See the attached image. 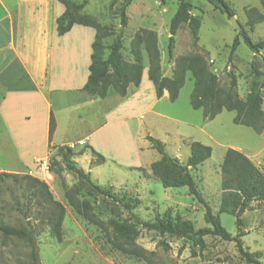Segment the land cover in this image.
I'll list each match as a JSON object with an SVG mask.
<instances>
[{
  "label": "rangeland",
  "instance_id": "rangeland-1",
  "mask_svg": "<svg viewBox=\"0 0 264 264\" xmlns=\"http://www.w3.org/2000/svg\"><path fill=\"white\" fill-rule=\"evenodd\" d=\"M69 1L78 4L82 0ZM87 1L82 13L92 18L98 25L112 28L113 35L103 40L105 47L112 45L116 35L121 32L120 56L123 61L133 60L130 43L136 31L149 29L157 35L163 76L172 75L175 58L201 54L204 55L212 73L218 77V83L223 89L229 88L230 74L233 73L236 78V91L241 99H244L253 84L262 80L257 72H263L264 51H260L259 54L252 53L244 44L240 32L231 25L230 19L215 10L206 0H188L191 5L190 20L195 19L199 22L198 38L195 39L192 34L190 20L183 22L174 35L170 55L168 27L180 0H132L125 9L127 16L125 27L120 25V8L126 0ZM224 1L234 11L233 17L251 40L263 41L264 21L256 24L250 32L246 10L255 8L264 15V0ZM236 36L239 38V45L230 60V46ZM108 51L107 48L104 50V56ZM140 56L143 71H148L149 60L144 44L140 45ZM192 88L193 79L187 72L178 99L173 103L169 102L165 95L164 99L154 101L152 106L153 100L148 91L142 94V105L138 107L140 115L137 114V110L131 111L129 108L121 111L120 115L115 113L109 116L107 111V124L100 135L102 137L94 139L105 163L94 170L91 180L103 188L111 187V192L119 198L124 195L130 198L137 197L140 204L134 210L127 211L119 204H112L102 197H89L86 194L87 190L81 188V199L91 202L99 219L139 220L151 223L156 215H162L167 209H171L173 218L179 216L192 221L195 230L208 226L203 219V206L188 195L186 187L164 188L151 174L149 166L159 159V154L151 149L145 140L147 134L161 141L166 152L182 164H185L189 157L190 142L196 141L210 147V158L195 170H191V175L198 192L210 206L213 214L218 212L221 204L220 164L228 148L237 147L246 152V155L258 162L264 174V130L257 134L251 128L235 125L232 121L235 113L225 110L211 121L204 120L202 110H193L190 106L189 96ZM114 94L110 89L107 96ZM83 148L84 146L80 144L73 148L75 155L72 159L80 168L89 166L83 160V154L89 152L88 149H84L82 155L77 154ZM54 159L60 160L51 149L49 155L36 161L35 166L27 171V174L43 181L52 199L64 207L61 242L51 237L45 222H41L45 211L43 200L38 193L31 196L25 188V182L15 183L12 179H7L6 184L0 187V223L33 229L37 234L35 241L39 264H147L112 248L99 228L72 211L64 198L61 179L67 187L78 186L79 182L68 172H63L61 177L55 175L49 169ZM44 160L48 165L47 170L42 166ZM254 202H256L254 206L249 207L250 213L246 211L240 217L241 231L244 233L243 217L255 225L260 222L258 228L263 232L261 234L252 232L244 240L251 242L256 239V247L260 250L257 252L260 254L259 261L260 264H264V200ZM219 220L229 234L236 235L234 216L220 214ZM139 229L140 235L136 243L146 252L153 254L154 264H248L237 252L234 242L223 241L217 236L199 238L197 235H191L176 238L167 234L160 235L156 231H148L140 226ZM242 239L243 237L240 238L243 249L248 251ZM28 253L29 249L23 241L15 238L3 240L0 234V264H25Z\"/></svg>",
  "mask_w": 264,
  "mask_h": 264
},
{
  "label": "trees",
  "instance_id": "trees-1",
  "mask_svg": "<svg viewBox=\"0 0 264 264\" xmlns=\"http://www.w3.org/2000/svg\"><path fill=\"white\" fill-rule=\"evenodd\" d=\"M65 7L64 12L56 19V31L58 36L67 33L75 24L92 28L95 37L91 44L90 64L88 67V77L81 91L87 95L104 99L111 89L117 95L124 97L129 85L137 87L141 82L143 67L141 65L140 45L144 44L148 54L149 68L147 71L148 80L154 87L155 96L160 99L164 91L168 93V101L173 103L178 99L179 92L184 85L186 73L189 72L193 79V88L189 96V103L193 110H202L203 119L213 120L222 111L234 112L233 123L251 128L255 133L260 134L264 130V111L262 110V91L264 90V60L263 72H257L262 77L261 82L253 84L244 99H241L236 91V78L231 73V83L228 89H223L218 83V77L212 73L204 55H183L174 59L172 75L163 76L160 68V51L158 48L157 35L153 30L139 29L131 39L130 54L132 62L121 59L122 50L121 32L116 35L112 45L105 47L103 40L113 35L110 26L98 25L92 18L82 13L87 5V0H82L76 4L69 0H58ZM132 0H126L120 8V25L126 26V7ZM215 10L224 14L227 19L234 16V11L224 0H206ZM191 5L188 0H180L174 16L171 18L168 27V53L172 52L174 35L183 22L190 20L189 11ZM248 17L247 26L252 32L254 26L264 21V15L255 8L246 10ZM189 24L192 34L197 39L199 22L191 19ZM244 44L254 53L259 54L264 51V40L253 42L249 35L242 30L240 32ZM239 38L236 36L230 46L229 59L231 60L237 46ZM108 49V54L104 56V50ZM55 123L52 114L49 120L48 138H52ZM145 140L150 148L159 154V159L149 166L151 174L159 180L164 188L186 187L188 195L204 208L203 219L207 227L194 229L192 221L182 219L179 216L174 218L171 209H167L162 215H156L153 222L117 221L108 219L101 220L94 213L91 202L81 199V188L87 190L89 197H102L112 204H119L127 211H132L140 204V200L127 197L119 198L111 192V187L103 188L91 180L89 172H85L78 167L72 157L75 155L72 148L67 146L51 147L55 151V159L49 165V169L58 177L63 172L72 174L79 182L78 186L67 187L61 179V186L64 189V198L72 211L83 220L99 228L107 239V242L115 250L145 261L147 264H154L152 253L146 252L136 241L140 235L139 226L148 231H156L160 235H169L176 238H186L197 235L217 236L223 241L234 242L237 252L248 264H260V254L248 252L243 249V237L241 231V215L249 209L253 201L264 200V174L261 170L242 152L228 148L220 164L221 182L220 188L221 204L216 214L212 213L210 206L203 200L196 188V183L191 175V170H195L211 156V149L200 142L189 143V157L185 164L180 163L175 157L170 156L164 144L151 135H146ZM84 149H90L92 159L90 166H99L105 162L102 155L96 153L90 147H84L77 154L82 155ZM7 179L13 182H25V188L31 196L37 193L41 196L44 204V214L42 221L49 228L50 236L58 242L62 240V222L64 218V207L61 203L54 201L48 192L47 185L37 178L29 175L15 176L0 174V187L6 184ZM230 214L235 217L237 233L235 236L229 234L221 225L220 214ZM0 234L3 240L15 238L23 241L28 249L27 262L25 264H39L38 250L36 246V233L32 228H21L8 226L0 223Z\"/></svg>",
  "mask_w": 264,
  "mask_h": 264
},
{
  "label": "crops",
  "instance_id": "crops-1",
  "mask_svg": "<svg viewBox=\"0 0 264 264\" xmlns=\"http://www.w3.org/2000/svg\"><path fill=\"white\" fill-rule=\"evenodd\" d=\"M64 10L58 0H0V174L29 175L27 171L36 161L46 158L51 147L73 149L82 143L100 154L94 139L102 137L107 111L109 116L120 115L129 108L140 115L141 97L148 91L152 106L165 95L168 99L167 91L160 99L156 98L147 71H143L137 87L129 85L124 97L115 93L97 99L82 92L89 74L95 31L75 24L58 36L56 19ZM263 105L264 99V111ZM51 114L55 129L49 141ZM230 148L246 155L240 148ZM88 151L83 160L89 166L81 168L92 178L94 170L102 164L91 167L92 154ZM246 156L263 172L258 162ZM242 220L244 246L248 252H260L256 239L244 240L252 232H263L258 228L260 222L255 225L244 217Z\"/></svg>",
  "mask_w": 264,
  "mask_h": 264
},
{
  "label": "water",
  "instance_id": "water-1",
  "mask_svg": "<svg viewBox=\"0 0 264 264\" xmlns=\"http://www.w3.org/2000/svg\"><path fill=\"white\" fill-rule=\"evenodd\" d=\"M230 23L233 26L234 29H236L239 32H242V27L240 26V24L238 23L236 18H231L230 19Z\"/></svg>",
  "mask_w": 264,
  "mask_h": 264
},
{
  "label": "built area",
  "instance_id": "built-area-1",
  "mask_svg": "<svg viewBox=\"0 0 264 264\" xmlns=\"http://www.w3.org/2000/svg\"><path fill=\"white\" fill-rule=\"evenodd\" d=\"M212 60L210 61V63L212 64ZM80 145L82 144V143H79ZM42 166L44 167V169L45 170H47L48 169V165H47V162L44 160V161H42Z\"/></svg>",
  "mask_w": 264,
  "mask_h": 264
}]
</instances>
